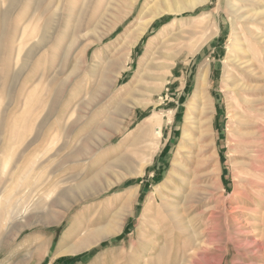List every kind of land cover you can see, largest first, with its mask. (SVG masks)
<instances>
[{"label":"rangeland","instance_id":"obj_1","mask_svg":"<svg viewBox=\"0 0 264 264\" xmlns=\"http://www.w3.org/2000/svg\"><path fill=\"white\" fill-rule=\"evenodd\" d=\"M17 1L0 0V202L7 201L0 210V264H264V0L239 2L247 51L243 65L230 70L248 84V102L240 106L245 126L232 119L229 102L235 98L223 85L230 0L159 17L132 50L124 34L151 0H139L134 13L101 40L99 33L132 10L131 0ZM219 6L214 30L220 32L200 30ZM194 16V22L171 26ZM41 36L44 43L27 56ZM205 37L204 48L191 54ZM160 45L154 64L181 51L164 83L155 78L161 70L149 64ZM204 64L211 66L208 113L192 112L187 123ZM154 113L163 118L144 135L142 124ZM202 118L209 122L198 125ZM185 130L192 139L179 152ZM140 159L148 162L138 175L117 179ZM179 161L183 168L175 166ZM164 183L165 199L157 197L148 212L149 196ZM118 219L124 228L117 235L76 254L57 253L86 230Z\"/></svg>","mask_w":264,"mask_h":264},{"label":"bare ground","instance_id":"obj_2","mask_svg":"<svg viewBox=\"0 0 264 264\" xmlns=\"http://www.w3.org/2000/svg\"><path fill=\"white\" fill-rule=\"evenodd\" d=\"M17 1V0H15ZM19 1V0H18ZM15 2V3H18ZM90 1V0H89ZM114 1V0H113ZM209 0H152L150 1V5L148 4L149 2H147L145 5H143V7L140 9V12L138 13V16L136 18V20L130 25L127 27V30H126V33L124 34V44H125V47H128L132 50L133 46H135L138 41L143 37V35L147 32V30L149 29V27L155 22L157 21V19L161 16H164L165 14H181L185 11H189V10H194L196 9L198 6H201V5H204L208 2ZM21 2V1H20ZM36 2V1H35ZM38 2V1H37ZM84 2V1H82ZM139 2V0H131V7H132V10L130 12H126L125 13V16L121 18L118 17L116 18V20L114 21L113 25L110 26L105 32L103 33H99L98 36H96V38L98 40H101L106 34H109L111 33L113 30H115L121 23H123L132 13H134V9L136 8V5L137 3ZM152 2V3H151ZM240 0H230L229 2H227V5H226V11L227 14L230 16V22H231V36H230V43H229V60L228 62L225 63V72H224V77H223V85L224 87L227 89V91L231 92L232 95L234 96L235 98V103L233 102H229L230 103V107L231 108V113H232V119H235V121H237V124L239 123L241 126H245V125H248V122L245 118V115L244 113L241 111V107H244V104L248 102V99H246L245 95L243 94V91H245V87L248 85L247 82H245L243 79H240L237 75H235V73L233 71H231L230 69H233L235 70L236 67H239L240 65H243V58H244V55L246 53V48H245V40L242 41L241 40V34L246 36V24H245V21L242 19V16L241 14L243 13V11L241 10V7L242 5H240ZM86 3V2H85ZM1 4V3H0ZM14 4V3H12ZM39 4V2H38ZM11 5V4H10ZM83 5V4H82ZM88 5V4H87ZM2 6V5H1ZM41 6V5H39ZM13 8V6H12ZM35 9H38V8H35ZM221 9H223V7H218V9L216 11H211L210 13L206 14V21L199 27L200 30L202 31H205L204 29L207 30V28H211V30H214L216 27H217V21H218V18H219V15L221 13ZM34 10V9H33ZM12 12V11H11ZM36 12V10H35ZM39 12V11H37ZM80 12V11H79ZM83 12V11H82ZM85 13V12H84ZM34 14V13H33ZM39 14V13H38ZM36 14V15H38ZM55 14V13H54ZM67 14V13H66ZM79 14V13H78ZM83 14V13H81ZM70 15V13H69ZM74 15V14H73ZM254 16L255 15H258V13H255L253 14ZM9 16V15H8ZM35 16V14H34ZM53 16V15H52ZM76 16V15H75ZM228 16V17H229ZM1 17V16H0ZM6 17V16H4ZM33 16H31L32 18ZM41 17V16H40ZM227 17V18H228ZM12 18V17H11ZM30 18V19H31ZM35 18V17H34ZM32 18V20L34 19ZM196 16L194 17H191V19L189 21H179L178 20H175L171 26H176L177 28V25L180 26V25H183L185 22H194V20H196ZM49 19V18H48ZM78 19V17H77ZM10 21V19H9ZM72 22V21H71ZM80 22V20H79ZM5 23H8V22H4ZM36 23V22H35ZM4 24H2L3 26H5ZM73 24V23H72ZM8 25V24H7ZM77 25V23H76ZM109 25V24H108ZM2 26V27H3ZM1 27V26H0ZM74 27V26H73ZM6 28V27H5ZM76 28V27H75ZM185 27L182 29L184 30ZM23 30V29H22ZM34 30V29H33ZM73 30V29H72ZM19 31V30H18ZM65 31V30H64ZM168 31V28H165L164 29V33H167ZM6 32V31H5ZM36 32V31H35ZM89 32V31H88ZM220 31L218 30H214L213 33H219ZM33 33V32H32ZM47 33V31H46ZM177 32L173 33L170 37L168 38H165L163 40V42H161V45L162 44H165L173 35H175ZM22 34V33H21ZM42 34V33H41ZM45 35V34H44ZM51 35V34H50ZM40 36V35H39ZM4 37V36H3ZM5 38V37H4ZM49 38V37H48ZM209 38L208 37H205L203 38L202 42L200 43V45H198L196 48L192 49L190 51L191 54L195 55L196 53L200 52L205 44H206V41L208 40ZM50 40V39H49ZM73 41V40H72ZM32 42V41H31ZM153 41L151 40L150 41V44L152 43ZM3 43V42H2ZM44 43V36H41L40 38H38L37 40H34L33 44L30 46V50L29 52L26 54L27 56L28 55H31L34 51H36L42 44ZM4 44V43H3ZM12 44V43H11ZM30 44V43H29ZM46 44V43H45ZM48 44V42H47ZM70 44H72V42H70ZM68 45V44H67ZM157 47L154 52H153V57L150 59V65H157V67L161 70V72L155 77L156 78V81L158 82H166L167 79H168V75H171L173 74V70L172 68L175 66V59H176V56H178V54L181 52V51H178V53L176 54V56H172L171 54H165L166 58L168 59H171V61L169 62H165L163 64H154V56L156 53H158L160 51V47ZM8 46V45H7ZM46 46V45H45ZM72 46V45H71ZM23 47V46H22ZM21 47V48H22ZM43 47V46H42ZM66 47V46H65ZM19 48V46H18ZM9 49V48H8ZM29 49V48H28ZM67 49V48H66ZM3 51V50H2ZM13 51V50H12ZM32 51V52H31ZM1 52V51H0ZM26 52H27V49H26ZM67 52V51H66ZM133 52V51H132ZM19 53V52H18ZM30 53V54H29ZM39 53V52H38ZM37 53V54H38ZM65 53V52H63ZM13 54V52H12ZM25 54V53H24ZM36 54V53H35ZM36 54V55H37ZM19 55V54H17ZM16 55V56H17ZM25 55L26 59H27V56ZM149 55V53H147L146 55L143 56V59H146L145 57ZM4 56V55H2ZM23 56V55H22ZM20 57V56H19ZM63 57V56H62ZM61 57V58H62ZM1 58V57H0ZM31 58V57H29ZM131 57H129L130 59ZM5 59V58H4ZM20 59L17 57V60ZM1 60V59H0ZM3 60V59H2ZM22 60V59H20ZM28 60V59H27ZM16 60H14L15 62ZM31 61V60H30ZM127 61V60H126ZM2 62V61H1ZM17 62V61H16ZM15 62V64H16ZM23 62V61H22ZM28 63V62H27ZM128 63V62H127ZM228 63H231L232 67H227L229 64ZM22 64V63H21ZM27 65V64H26ZM29 65V64H28ZM129 64H126L125 67H128ZM62 66V64H61ZM15 67V66H14ZM21 67V66H20ZM10 68V67H9ZM22 68V67H21ZM211 66L210 64H204L202 67H200L199 69V72H198V75H197V81H196V86H195V91H194V94H193V97L190 98L191 100H189L190 102H188L187 104V117H186V120H187V123L191 122L192 121V112H196L197 114H200V115H203V114H206L208 113V109H209V104H210V98L208 96V86H209V74H210V69ZM17 69V68H16ZM63 69V68H61ZM125 69V68H124ZM144 70V69H143ZM2 71V70H1ZM140 71H142V69H140ZM22 72V71H21ZM148 72V71H147ZM8 73V72H7ZM42 74V73H41ZM45 74V73H43ZM121 72L119 73L118 75V78L121 76ZM3 75V74H2ZM9 75V74H8ZM15 75H18V74H15ZM76 75V74H75ZM139 78L142 76V73L140 72L139 74ZM45 76V75H44ZM43 76V77H44ZM12 77V76H11ZM53 77V76H52ZM138 77V76H137ZM1 78V77H0ZM41 78H42V75H41ZM40 78V79H41ZM18 79H19V76H18ZM50 79V78H48ZM98 79V78H97ZM52 80V79H51ZM55 80V79H54ZM155 80V79H154ZM1 81V80H0ZM17 81V80H16ZM41 81V80H40ZM43 81V79H42ZM142 81V80H141ZM155 81V82H156ZM50 82V81H49ZM160 84V83H159ZM13 85V84H12ZM47 85V84H46ZM64 85V84H63ZM9 87V86H8ZM13 87V86H12ZM48 88V87H47ZM9 89V88H8ZM12 90V89H11ZM15 90V89H14ZM153 90V89H152ZM158 90V89H157ZM10 91V90H9ZM68 91V90H67ZM154 91H156V89H154ZM157 92V91H156ZM10 94V93H9ZM244 96H243V95ZM29 98V97H27ZM57 99V98H56ZM92 99V98H91ZM152 100V99H151ZM87 101V100H86ZM151 102V101H150ZM42 103V102H40ZM39 103V104H40ZM86 106V104H84ZM137 105H140V104H137ZM241 106V107H240ZM79 107V106H78ZM7 108V107H6ZM75 108V107H74ZM4 109V108H3ZM211 110V109H210ZM209 110V111H210ZM73 111V110H72ZM124 114H122L123 117L126 118V115L129 114V110H123ZM6 113V112H5ZM116 113V112H115ZM119 113V112H118ZM71 114V113H70ZM162 113H154L153 115L147 117L145 123L142 124V132L144 135H147V133H152L153 130H154V124L155 123H160L161 122V118ZM209 115V114H208ZM207 115V116H208ZM4 116V115H3ZM2 116V117H3ZM118 116V114H117ZM34 117V116H33ZM121 117V118H123ZM4 118V117H3ZM69 118V116H68ZM204 118V117H203ZM203 118H202V121L201 119H196V122L198 125L202 124V123H205V122H209V121H203ZM72 119V118H71ZM119 119V118H118ZM208 119V118H207ZM77 120V119H76ZM209 120V119H208ZM67 121V120H66ZM195 121V119H194ZM193 121V122H194ZM124 122V121H123ZM70 123V122H69ZM119 123H122L119 122ZM2 124V123H1ZM4 124V123H3ZM2 124V125H3ZM78 124V123H77ZM107 124V123H106ZM69 125V124H68ZM59 126V125H58ZM63 126V125H62ZM109 126H110V131L111 133H114L116 135V133H118L119 130H117V123L116 121H110L109 123ZM159 127V126H158ZM231 129V126L229 127ZM65 129V128H64ZM74 129V128H73ZM186 129V128H185ZM3 132V131H2ZM239 133H244V131H238ZM38 133V132H37ZM67 133V132H66ZM39 134V133H38ZM158 134H161V131L158 132ZM204 134V130H202L201 132V135ZM156 135V134H155ZM162 135V134H161ZM1 136V135H0ZM3 136V135H2ZM109 136V134H108ZM107 136V137H108ZM152 136V135H151ZM114 136L111 135L109 136V138H113ZM158 137V136H157ZM156 137V138H157ZM162 137V136H161ZM191 134L190 132H187L186 130L184 131V134H183V141H182V145L180 146V149H179V152H184V149H185V141L186 140H189V139H192L191 138ZM149 138H151L149 136ZM155 139V137H153ZM159 138V137H158ZM1 139V138H0ZM31 140V138L29 139ZM28 140V141H29ZM36 140V139H35ZM35 140H31L32 143L35 142ZM103 140V139H102ZM104 140H107V139H104ZM27 141V142H28ZM156 141V140H155ZM159 141V140H158ZM29 142V143H31ZM160 142V141H159ZM217 142V141H216ZM28 143V144H29ZM57 143V142H56ZM27 144V143H26ZM27 144V145H28ZM14 145V144H12ZM56 145V144H54ZM159 145V144H158ZM49 146V145H48ZM51 148V147H50ZM11 149V148H10ZM15 150V149H14ZM20 150V149H19ZM25 151V150H24ZM23 151V152H24ZM28 152V151H27ZM55 152V151H54ZM53 153V152H52ZM138 153V152H137ZM19 154V153H18ZM54 154V153H53ZM56 154V152H55ZM179 154H182V153H179ZM178 154V156H179ZM22 155V154H21ZM49 156V155H48ZM139 156V155H138ZM18 158V157H17ZM183 158H184V155H183ZM16 159V158H15ZM36 159V158H35ZM180 159V157H179ZM205 159H208V157H205ZM10 156L9 158L5 159L4 162H3V169H8V164L10 163ZM139 160V159H138ZM141 160V159H140ZM153 160V159H152ZM13 161V159H12ZM181 161V160H180ZM179 163H175V166L176 167H181L183 168V164L182 162ZM20 162V161H19ZM33 162V161H32ZM124 162V161H123ZM147 160L146 162L141 160L139 161L138 164H136L137 166H134L133 168L131 167H126L123 169V172L122 174H120L118 176L117 179H120V178H124V177H127V176H130V175H138L137 172L138 171H141L143 170V167L147 164ZM151 163V161H149ZM39 163V162H38ZM134 163V162H133ZM15 164V162H14ZM13 164V165H14ZM40 164V163H39ZM135 165V164H134ZM35 167V166H34ZM175 167V168H176ZM13 168V167H12ZM123 168V167H122ZM178 169V168H177ZM3 171V170H2ZM6 172V171H5ZM180 172V171H178ZM182 173V172H180ZM12 174V173H11ZM10 173L8 175H11ZM12 176V175H11ZM23 176V175H22ZM178 178V177H177ZM69 179V178H68ZM178 179H181V178H178ZM61 181V180H60ZM165 182V181H164ZM59 183V182H58ZM166 183V182H165ZM162 184V186H159L157 187L154 192V194L152 193V195L149 196V202L146 203V210L150 209V208H154V204L157 203L159 200L157 197L161 196L163 199H165L164 197V190H167V184L165 185ZM139 190V189H138ZM50 192H53L50 191ZM175 192V191H174ZM170 193V192H168ZM173 193V192H172ZM177 193V192H175ZM179 194V193H178ZM168 195V194H167ZM152 196V197H151ZM166 196V195H165ZM169 196V195H168ZM50 197V195H48V198ZM10 199V198H9ZM5 200V199H4ZM130 201V197L127 199L126 201V205L127 203ZM148 201V199H147ZM7 202V201H6ZM1 203V208H4V206L7 204V203ZM164 202H167V201H164ZM169 202V201H168ZM161 204V203H160ZM169 205V204H167ZM10 206V205H9ZM8 206V207H9ZM165 206V205H164ZM169 206L171 207H166L167 208H170L171 211H174L173 212V215H177L178 212H176V207L172 208L173 206L170 204ZM163 207V206H161ZM22 208V207H21ZM155 209V208H154ZM159 209V208H158ZM157 209V210H158ZM163 209V208H162ZM153 210V209H152ZM149 212V210H148ZM9 213V212H8ZM156 213V212H155ZM149 215H151L149 213ZM155 215V214H154ZM150 216L151 218L154 216ZM171 215V214H170ZM156 216V215H155ZM5 217V216H4ZM157 217V216H156ZM173 217V216H172ZM176 217V216H175ZM117 218H120V220L122 218L121 215H118ZM150 219V218H149ZM151 220V219H150ZM118 221V222H117ZM115 220L114 222L112 223H109V224H106V225H102L100 227H97L96 229H91V230H86L82 235L81 237L76 241H73L72 243L70 244H66V245H63L61 246L59 249H57V253L59 254H66V253H71V254H76V253H79L81 251H84L86 249H89L97 244H99L100 242H102L103 240L105 239H108L110 238L111 236H115L117 235L118 233H120L122 230H123V226H124V223H119V219L118 220ZM1 222V221H0ZM153 222V221H152ZM155 223V222H154ZM64 244V243H63ZM47 246V245H46ZM49 246V245H48ZM41 249V248H40ZM133 249V248H132ZM47 250V249H46ZM58 254V255H59Z\"/></svg>","mask_w":264,"mask_h":264}]
</instances>
